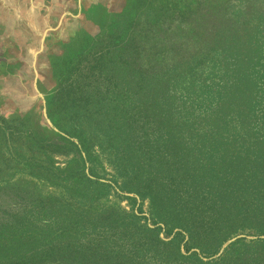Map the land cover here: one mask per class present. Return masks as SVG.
Returning <instances> with one entry per match:
<instances>
[{
  "label": "trees",
  "instance_id": "16d2710c",
  "mask_svg": "<svg viewBox=\"0 0 264 264\" xmlns=\"http://www.w3.org/2000/svg\"><path fill=\"white\" fill-rule=\"evenodd\" d=\"M199 4L131 6L111 89L60 87L62 140L39 139L74 157L32 158L30 176L63 193L8 183L0 264H264V0ZM114 191L130 212L102 204Z\"/></svg>",
  "mask_w": 264,
  "mask_h": 264
},
{
  "label": "rangeland",
  "instance_id": "374dc122",
  "mask_svg": "<svg viewBox=\"0 0 264 264\" xmlns=\"http://www.w3.org/2000/svg\"><path fill=\"white\" fill-rule=\"evenodd\" d=\"M200 0H0V206L14 207L12 182L46 195L63 191L30 176L34 160L49 158L66 169L74 157L65 146L48 147L39 138L62 140L64 112L56 98L60 87L83 92L111 89L118 42V17L136 4L139 12H195ZM121 39V37H120ZM108 85H110L108 87ZM61 102V101H60ZM96 172L123 180L101 155ZM7 193H4L6 192ZM114 191L102 204L120 212L130 203ZM150 213V200H144Z\"/></svg>",
  "mask_w": 264,
  "mask_h": 264
}]
</instances>
